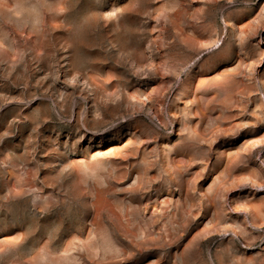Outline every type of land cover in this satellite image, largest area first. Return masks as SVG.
<instances>
[{"label": "rangeland", "instance_id": "rangeland-1", "mask_svg": "<svg viewBox=\"0 0 264 264\" xmlns=\"http://www.w3.org/2000/svg\"><path fill=\"white\" fill-rule=\"evenodd\" d=\"M0 264H264V0H0Z\"/></svg>", "mask_w": 264, "mask_h": 264}, {"label": "bare ground", "instance_id": "bare-ground-1", "mask_svg": "<svg viewBox=\"0 0 264 264\" xmlns=\"http://www.w3.org/2000/svg\"><path fill=\"white\" fill-rule=\"evenodd\" d=\"M76 81H78V82H81L80 84H81V86H83V87H86L87 86V81L81 76V77H78V79L76 80ZM91 87V86H90ZM89 88V87H88ZM87 89V88H86Z\"/></svg>", "mask_w": 264, "mask_h": 264}]
</instances>
